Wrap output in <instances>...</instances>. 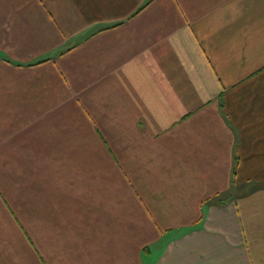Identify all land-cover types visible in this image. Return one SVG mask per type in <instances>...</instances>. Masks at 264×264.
I'll return each instance as SVG.
<instances>
[{"label": "crops", "instance_id": "obj_1", "mask_svg": "<svg viewBox=\"0 0 264 264\" xmlns=\"http://www.w3.org/2000/svg\"><path fill=\"white\" fill-rule=\"evenodd\" d=\"M0 264H264V0H0Z\"/></svg>", "mask_w": 264, "mask_h": 264}]
</instances>
